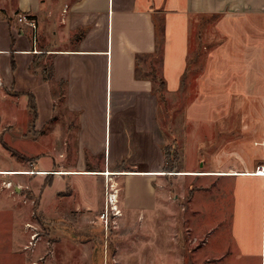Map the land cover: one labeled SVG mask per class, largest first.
<instances>
[{"label": "crops", "instance_id": "obj_1", "mask_svg": "<svg viewBox=\"0 0 264 264\" xmlns=\"http://www.w3.org/2000/svg\"><path fill=\"white\" fill-rule=\"evenodd\" d=\"M20 15L34 27L19 21ZM155 25L162 41L153 64L165 94L187 98L180 160L188 137H204L196 164L178 172L164 171L157 97L151 77L138 72L140 60H152L158 45ZM21 99L29 139L38 141L45 156L35 159L34 170L17 163L0 171L54 177V168L66 161L77 162L65 170L76 173L55 175L95 177L110 170V177L124 178L117 204L122 213L157 208L156 184L165 175L195 182L194 207L202 190L217 191L206 182L219 180L231 194V248L227 238L209 246L205 234L194 257H204L203 264H264V174L257 173L264 168V0H0V156L6 158L14 154L5 146L25 138L15 137L23 127L17 114ZM43 158H52L53 165L36 168ZM94 160L102 161L101 169L87 167ZM20 175L27 174L0 173L4 184ZM134 182L141 193L130 203ZM84 192L77 207L90 214L99 201Z\"/></svg>", "mask_w": 264, "mask_h": 264}, {"label": "rangeland", "instance_id": "obj_2", "mask_svg": "<svg viewBox=\"0 0 264 264\" xmlns=\"http://www.w3.org/2000/svg\"><path fill=\"white\" fill-rule=\"evenodd\" d=\"M158 60H155L156 63ZM139 66V73L152 77L151 59L140 60ZM156 73L159 77V72ZM156 85L158 81L154 83ZM155 95L158 102V122L165 133L162 151L168 148L170 152L178 154V171L192 168L196 164V147L203 146L204 137L201 134L194 139L188 137L185 140L186 152L180 160L184 140L183 109L187 98L164 94V98L159 99L156 93ZM19 101L20 110L17 114L23 120V127L16 132L15 137L19 138L24 134L25 138L17 142L16 146H5L14 154V159L6 158V155L0 156V167L18 163L21 169L34 170L31 166H34L35 159L45 156V152L38 141L32 143L29 139L32 129L30 130L29 121L25 123L29 115L24 112V100ZM35 146L42 150L39 154L38 150L34 151ZM62 147L66 146H56V150L60 151ZM201 150L205 152L204 147ZM170 158L167 161L171 162ZM36 161V168H41L42 165L46 167L48 163L53 165L52 158L49 161L45 158ZM76 163L66 161L54 169L65 171L70 166H76ZM197 165H201V162ZM87 167L101 169L102 161L88 162ZM32 173L20 175L9 189L3 188V181L6 179L0 176V264H203L206 262L204 257L197 260L193 252L202 245L205 234L209 246L221 245V239L227 238L225 243L227 248H231L228 237L232 212L231 194L229 197L228 186L221 190L219 180L206 182L208 185H217V191L202 190L197 198V206L194 207L190 201V193L192 194L191 186L195 182L187 176L165 175L160 178L161 183L156 184L160 196L157 208L123 210L119 216L117 213L111 214V209L114 208L110 207L109 200L112 202V194L116 193V205L122 201L123 177L116 179L109 176L111 180H108L107 175L89 177L53 174L52 177ZM155 181H158L157 178L154 186ZM50 182V188L40 197L43 187ZM197 184L204 186L201 182ZM14 185L18 187L17 190H14ZM139 187L140 183L134 182L133 192L129 195L130 203H134L139 197ZM2 188L5 189V197L1 192ZM194 189L195 187L192 188ZM83 191L99 201L98 210L85 214V210L77 207L82 199L80 192ZM162 191L164 194L160 193ZM83 217H89L91 223L83 224ZM224 264L229 262L225 260Z\"/></svg>", "mask_w": 264, "mask_h": 264}, {"label": "trees", "instance_id": "obj_3", "mask_svg": "<svg viewBox=\"0 0 264 264\" xmlns=\"http://www.w3.org/2000/svg\"><path fill=\"white\" fill-rule=\"evenodd\" d=\"M156 27V39L158 41V45L156 47V50L154 52V55H152L151 57L152 60H151V73L150 75L152 76L151 79H152V84H153V91L154 93H156L158 95V98L159 99H163L164 98V94H165V85H164V80L162 79L161 76H157V73H156V70H155V67H154V60L156 57H158L161 53V41H162V34H161V28L159 25H155ZM140 59V56H137L136 57V62L138 63ZM139 74V73H138ZM136 76L137 73H136ZM156 81H158V85L154 86V83H156ZM28 108L30 109V111L32 112L33 114V117L35 118V115H36V110H35V102H34V98L31 94L28 95ZM163 148V147H162ZM163 155H164V158H166V164H164V168L165 170L164 171H167V172H177V165H176V162L178 160V154L173 151V152H170L168 148H164V152H163ZM172 158H170V156ZM170 158L171 159V162L170 161H167V159ZM49 175H52V174H49ZM192 192V191H191ZM191 194V193H190Z\"/></svg>", "mask_w": 264, "mask_h": 264}, {"label": "bare ground", "instance_id": "obj_4", "mask_svg": "<svg viewBox=\"0 0 264 264\" xmlns=\"http://www.w3.org/2000/svg\"><path fill=\"white\" fill-rule=\"evenodd\" d=\"M0 173L2 174V173H5V174H14V173H23V174H30V173H32V172H30V171H28V170H18V171H0ZM46 172H38V174H45ZM65 173H76V172H68V171H64V170H62V171H58V172H56V174H65ZM95 174V173H92V172H86V171H84L83 172V174ZM98 174H102L103 176H106L107 175V177H108V180H111L110 179V174H111V172H110V170H105V171H103V172H101V173H98ZM178 174H190L188 171H181V172H179ZM258 174H264V168L262 169H260V172L258 173ZM113 183V182H112ZM112 187H114V186H112ZM117 197H118V195L116 194V193H113L112 194V202L109 200V203H111V204H113V205H116V203H117ZM114 209H116V207H114ZM35 264V263H34Z\"/></svg>", "mask_w": 264, "mask_h": 264}, {"label": "built area", "instance_id": "obj_5", "mask_svg": "<svg viewBox=\"0 0 264 264\" xmlns=\"http://www.w3.org/2000/svg\"><path fill=\"white\" fill-rule=\"evenodd\" d=\"M18 20L19 21H24V22H26L27 24H29L30 26H33L34 27V23H33V21L32 20H27V18L24 16V15H20L19 17H18ZM260 171H257V173H259ZM6 187H12V184L10 183V182H7V183H5L4 184ZM111 206V208H114V207H116V209H111V214H113V215H116V213H117V215H121V212H120V209H118L117 208V205H113V204H110ZM105 215V214H104ZM104 215H103V217H104Z\"/></svg>", "mask_w": 264, "mask_h": 264}]
</instances>
